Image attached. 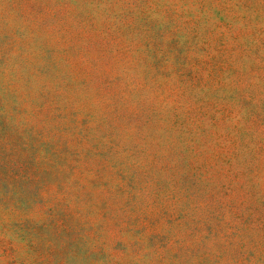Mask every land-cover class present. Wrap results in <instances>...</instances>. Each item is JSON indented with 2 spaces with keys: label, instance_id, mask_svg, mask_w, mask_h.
<instances>
[{
  "label": "rangeland",
  "instance_id": "obj_1",
  "mask_svg": "<svg viewBox=\"0 0 264 264\" xmlns=\"http://www.w3.org/2000/svg\"><path fill=\"white\" fill-rule=\"evenodd\" d=\"M0 264H264V0H0Z\"/></svg>",
  "mask_w": 264,
  "mask_h": 264
}]
</instances>
